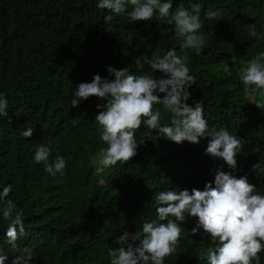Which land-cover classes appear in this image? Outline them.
I'll use <instances>...</instances> for the list:
<instances>
[{"label": "trees", "instance_id": "1", "mask_svg": "<svg viewBox=\"0 0 264 264\" xmlns=\"http://www.w3.org/2000/svg\"><path fill=\"white\" fill-rule=\"evenodd\" d=\"M172 2L173 11L180 4L189 10L191 4L201 5L206 42L199 54L181 53L174 26L156 17L130 23L126 15H114L105 23L110 13L97 8L98 0H0V93L8 100V115L0 116V191L12 185L7 199L23 210L25 227L17 244L32 250L36 264H108L109 249L119 247L117 237L155 218L156 192L203 191L207 183L214 186L217 170L247 176L264 194V174L252 171L253 164L264 161V100L253 101V88L246 89L239 78L240 61L264 52V0ZM208 10H221L222 19L206 20ZM246 25H255L257 37L249 36ZM170 49L185 59L195 78L188 103L201 100L209 128H227L245 141L237 168L205 155L207 138L177 145L143 125L136 132L137 155L127 164L101 168L96 158L106 145L95 117L97 104L106 101L90 97L72 108V93L97 74L114 79L109 66L142 74L136 58ZM20 108L24 112L17 119ZM169 122L168 116L161 120ZM28 127L34 129L30 139L22 135ZM49 143L50 162L57 155L66 159L63 175L52 177L42 163L33 162L36 146ZM181 226L179 246L165 264H207L210 238L203 229L191 234L195 218ZM6 230L0 210V254L12 264L20 251L12 252ZM259 255L264 264V251Z\"/></svg>", "mask_w": 264, "mask_h": 264}, {"label": "clouds", "instance_id": "2", "mask_svg": "<svg viewBox=\"0 0 264 264\" xmlns=\"http://www.w3.org/2000/svg\"><path fill=\"white\" fill-rule=\"evenodd\" d=\"M131 6V11H128ZM97 8L106 10L104 17L110 23L113 16L126 15L130 23L147 22L156 17L173 25L175 37L180 41V51L194 50L199 54L206 37L201 31V5L191 4L190 10L180 4L173 11L172 0H98ZM221 10L205 12L206 20L222 19ZM250 37H257L255 25H246ZM237 58L232 57V63ZM239 78L245 88L252 87L264 98V52L245 62L240 61ZM137 72L131 74L127 68H107L114 79L95 75L91 82H82L72 93V108L78 107L90 97H96L103 104H97L98 115L95 123L99 128V138L106 145L99 150L97 163L103 169L119 164H127L136 155L138 146L136 132L143 125L159 137L180 145L184 142L199 144L202 138L208 139L205 155L222 159L235 170L237 155L241 152L244 140L231 134L227 128H209L204 118V105L201 100L188 101L192 94L189 89L195 78L185 59L170 49L164 55L155 52L135 59ZM145 66L149 71H143ZM154 73H160L156 77ZM161 106L157 108L156 106ZM257 107H262L260 103ZM8 100L0 93V116L8 115ZM162 109V110H161ZM24 112L18 109L14 115L19 119ZM164 116L170 122L161 124ZM34 129L28 127L23 137L31 138ZM52 145L38 144L33 162L43 164L44 171L55 177L65 174L66 159L57 155L50 162ZM252 171L257 176L264 174V161L253 164ZM12 185L0 191L2 216L7 221L6 238L13 256L12 264H36L32 250L25 246L20 250L17 240L25 232L23 210L7 199ZM155 218L145 221L140 230L125 231L116 238L117 249L110 248L108 264H165L166 258L175 253L187 218H195L197 226L191 229L195 236L203 229L210 238L204 258L207 264H261L260 253L264 251V194L256 185L249 183L247 176L237 178L231 173L217 170L214 186L207 183L204 190L159 191L152 198ZM203 243V238L201 240ZM9 256L0 254V264H5Z\"/></svg>", "mask_w": 264, "mask_h": 264}, {"label": "rangeland", "instance_id": "3", "mask_svg": "<svg viewBox=\"0 0 264 264\" xmlns=\"http://www.w3.org/2000/svg\"><path fill=\"white\" fill-rule=\"evenodd\" d=\"M250 98L254 101L256 100L260 95V92L259 91H253L249 94ZM264 100V98H263Z\"/></svg>", "mask_w": 264, "mask_h": 264}]
</instances>
